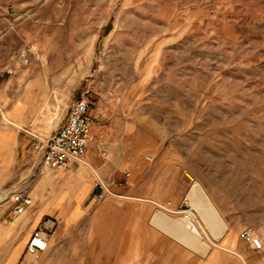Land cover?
I'll return each mask as SVG.
<instances>
[{
  "label": "rangeland",
  "instance_id": "1",
  "mask_svg": "<svg viewBox=\"0 0 264 264\" xmlns=\"http://www.w3.org/2000/svg\"><path fill=\"white\" fill-rule=\"evenodd\" d=\"M81 90L109 140L71 180L32 143ZM43 169L21 220L0 194L2 237L54 223L13 264H264L239 239L264 229V0H0V191Z\"/></svg>",
  "mask_w": 264,
  "mask_h": 264
},
{
  "label": "built area",
  "instance_id": "2",
  "mask_svg": "<svg viewBox=\"0 0 264 264\" xmlns=\"http://www.w3.org/2000/svg\"><path fill=\"white\" fill-rule=\"evenodd\" d=\"M87 90L79 91L68 107L63 124L48 137L38 138L32 143V150L40 155V162L46 170H63L69 162H79L87 152L91 127L99 120L100 112L93 109ZM7 199L10 212L14 217L23 215L33 206L31 197L19 183L0 191ZM102 198V193L98 196ZM50 220L37 226L29 235L25 244L27 254L43 252L47 248L45 232L53 227ZM239 239L254 252L264 251V229L257 230L245 226L239 233Z\"/></svg>",
  "mask_w": 264,
  "mask_h": 264
},
{
  "label": "crops",
  "instance_id": "3",
  "mask_svg": "<svg viewBox=\"0 0 264 264\" xmlns=\"http://www.w3.org/2000/svg\"><path fill=\"white\" fill-rule=\"evenodd\" d=\"M16 125V124H14ZM54 133V132H53ZM109 140L106 129H100L98 130L97 127L93 126L91 131H90V136H89V141L88 144L90 143L89 146L95 145L96 149L98 152H102L104 148V144H106V141ZM100 146L102 148H100ZM93 154H87L84 155V157L79 161V162H69L68 166L66 167V171L64 175H67L68 179H75L77 175H81L82 172H84L85 168L87 166H90L92 161H93ZM27 164H30V161H26ZM44 169L41 170V175L37 179L35 178L32 181V188L30 191H28L29 196H31V193H35L36 196L43 194V192L47 189V184L49 182L46 180L44 177ZM61 195L60 191L56 192L52 195L50 199H53L55 197H59ZM74 196V195H73ZM52 206L51 204L44 208V212H46L48 209H50ZM64 210H62L64 214ZM26 214L23 216L18 217V220H21L23 217H25ZM16 221V223H17ZM164 222V221H163ZM159 220H155V225L159 227L162 231L167 233L168 235L172 236L176 240H178L180 243H182L184 246L190 248L191 250L199 253V254H204L205 252V246H203V242H201V239L198 235H195L191 231H189L190 225L187 226L186 231L184 232V229H176L173 228L171 225L168 223ZM9 228V233L5 235V237H2L4 234H6L8 231L4 229L3 225L0 226V264H13L14 261L16 260V253H17V247L19 244H23V242H27L30 233L32 232L34 228V224L29 226V227H24L21 232L19 233L18 227L17 226H8ZM206 236V235H205ZM207 238V237H206ZM4 247V249H2ZM4 250V253H3ZM243 253L244 255L252 254L251 249L248 247L243 248ZM234 253V252H233ZM35 257L29 258V261H27V264H37L39 261L35 260ZM53 261L59 260V258L56 259H51ZM34 261V262H33ZM46 262L45 264H47Z\"/></svg>",
  "mask_w": 264,
  "mask_h": 264
},
{
  "label": "bare ground",
  "instance_id": "4",
  "mask_svg": "<svg viewBox=\"0 0 264 264\" xmlns=\"http://www.w3.org/2000/svg\"><path fill=\"white\" fill-rule=\"evenodd\" d=\"M15 127L19 128V126H16V125H15ZM31 199H32V198H31ZM32 202H33V200H32ZM24 214H26V213H24ZM24 214H23V215H24ZM23 215H21V216H23ZM18 217H20V216H18Z\"/></svg>",
  "mask_w": 264,
  "mask_h": 264
}]
</instances>
